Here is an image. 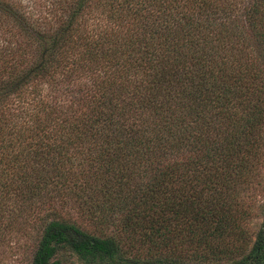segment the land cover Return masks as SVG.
<instances>
[{
	"label": "trees",
	"instance_id": "obj_1",
	"mask_svg": "<svg viewBox=\"0 0 264 264\" xmlns=\"http://www.w3.org/2000/svg\"><path fill=\"white\" fill-rule=\"evenodd\" d=\"M51 5L42 20L0 0V245L29 215V264H264V208L246 252L243 193L264 144V0Z\"/></svg>",
	"mask_w": 264,
	"mask_h": 264
},
{
	"label": "rangeland",
	"instance_id": "obj_2",
	"mask_svg": "<svg viewBox=\"0 0 264 264\" xmlns=\"http://www.w3.org/2000/svg\"><path fill=\"white\" fill-rule=\"evenodd\" d=\"M12 2L18 4L25 11L33 14V17H38L43 20L44 16H47L45 10L49 9L52 5L53 0H11ZM246 4V3H245ZM89 23L99 24L101 27L105 25V19L102 17H97L95 14L87 15ZM42 22V21H41ZM97 22V23H96ZM244 34L246 32V28H244ZM4 29L0 27V45L4 43ZM249 35V31H247ZM255 47L256 44L252 43ZM249 45V44H247ZM260 47V45L258 46ZM255 49V48H254ZM264 143V142H263ZM261 153L259 155L260 160L258 162V169L253 172L252 175L247 179L246 188L244 189L245 195V203L249 206L250 216L247 220V227L250 231L251 240L246 248V252L250 251V248L257 238V234L261 228V223L263 219V208H264V144L260 147ZM195 152H191V156H194ZM188 154L181 155L182 158H185ZM65 210L69 211L70 215L81 223H84L83 217H81L73 207L70 205L64 204ZM69 206V207H68ZM31 215V214H30ZM25 222H27V226H25L27 231L23 233L19 231L15 233L12 231L10 234L12 236L6 237L4 242H1L0 245V264H29L33 249L35 246V233L31 229H33L32 218L29 215H26ZM31 231V232H30ZM28 232L30 234L28 235ZM183 253V252H182ZM235 256L232 257V259ZM231 258L228 260H222L216 262H211L209 264H227L232 260ZM185 264H193L191 261H185ZM65 264H81L77 261H66Z\"/></svg>",
	"mask_w": 264,
	"mask_h": 264
}]
</instances>
